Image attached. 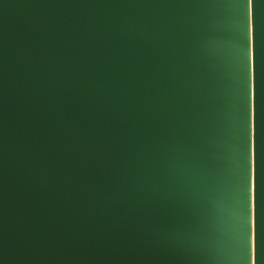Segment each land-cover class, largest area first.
Masks as SVG:
<instances>
[{"label": "water", "instance_id": "obj_1", "mask_svg": "<svg viewBox=\"0 0 264 264\" xmlns=\"http://www.w3.org/2000/svg\"><path fill=\"white\" fill-rule=\"evenodd\" d=\"M246 3L0 0V264H264Z\"/></svg>", "mask_w": 264, "mask_h": 264}, {"label": "snow or ice", "instance_id": "obj_2", "mask_svg": "<svg viewBox=\"0 0 264 264\" xmlns=\"http://www.w3.org/2000/svg\"><path fill=\"white\" fill-rule=\"evenodd\" d=\"M247 4L252 5V16L249 20ZM255 57H256V18L255 0H247L246 14L244 15V62H245V100H246V134H247V98L249 88V59L251 60L252 95H255Z\"/></svg>", "mask_w": 264, "mask_h": 264}]
</instances>
